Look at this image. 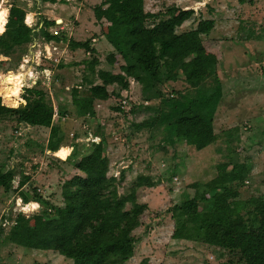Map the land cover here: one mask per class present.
Masks as SVG:
<instances>
[{
  "label": "trees",
  "instance_id": "obj_1",
  "mask_svg": "<svg viewBox=\"0 0 264 264\" xmlns=\"http://www.w3.org/2000/svg\"><path fill=\"white\" fill-rule=\"evenodd\" d=\"M40 1L56 4L59 0ZM93 12L101 34L114 49L106 61L111 67L120 66V73L98 69L100 61L91 41L71 40V49H84L92 55V60L82 63L88 71L82 80L84 85L76 86L72 92L78 115L95 118L96 102L120 100L112 108L114 111L126 113L128 105V114L140 110L153 114L132 123L135 132L162 131L164 143L174 147L182 142L197 152L215 144L220 138L215 131V114L223 98L218 68L224 41L210 37L215 21L203 18L202 5H173L165 12L150 13L145 11V0H102ZM195 15L196 27L179 34L177 29ZM0 22V54L6 56L41 39L64 41L47 30L56 25L55 21L40 17L32 27L34 15L15 3L11 4L7 19ZM129 79L140 84L142 105L136 106L123 97L122 92L130 89ZM98 80L101 83H96ZM209 80L216 85L206 88ZM179 81L190 89L173 90L171 98L165 95L163 87ZM13 89L0 86V121L10 119L18 125L50 129L48 150L57 152L65 136L55 125L58 115L45 90L22 86L14 96ZM156 101L159 105L152 106ZM94 136L102 141L93 143L89 154L74 163L78 173L63 185V206L51 203L34 186L32 191L26 190L31 179L21 177L15 167L0 170V189L9 196L18 193L24 205L33 202L42 206L35 214L20 212L15 219L12 206L9 207L0 220V246L9 243L52 251L73 264H127L136 255L140 238L135 232L144 226L143 217L149 210L148 204L138 202V191L154 188L158 183L152 177L139 175L127 195L120 197L117 187L125 175L121 179L109 176L107 135L99 127ZM247 159L218 165V174L207 185V191L200 194L197 190L193 197L172 208V239L201 242L213 254L218 252V258L226 259L227 264H264V193L247 201L240 193L251 174ZM192 187L198 189L197 184ZM8 226L11 229L5 235ZM140 264H149V260Z\"/></svg>",
  "mask_w": 264,
  "mask_h": 264
},
{
  "label": "rangeland",
  "instance_id": "obj_2",
  "mask_svg": "<svg viewBox=\"0 0 264 264\" xmlns=\"http://www.w3.org/2000/svg\"><path fill=\"white\" fill-rule=\"evenodd\" d=\"M101 2L59 0L56 4H43L40 0H0L1 21L7 19L9 8L15 3L34 15L32 27L37 25L40 17L55 21L56 25L47 30L64 39L62 42L41 39L33 43L35 48L34 45H25L9 56L0 54V86H13V95L17 96L21 84L30 79L31 72L38 65L49 68V72L36 75L40 83L35 87L45 90L55 111L60 113L59 105L62 104V112L69 114L66 117L59 115L55 121V125L61 131L63 129L65 140L61 150L54 153L47 150L50 129L32 127L30 132H24L22 125L10 119L0 121V170L14 166L21 177L24 172H30L35 180L25 189L32 191L34 186L51 203L63 206V185L78 173L75 172L74 163L89 154L94 143L90 136H94L100 127L107 135L109 176L119 179L120 172L125 171V180L117 187L120 197L127 195L139 175L152 177L158 183L154 188L138 191V202L148 204L149 210L143 217L144 226L135 232V236L140 238L136 244V255L127 264H140L144 259H148L149 264H227L226 259L218 258V252L213 254L201 242L172 239L174 221L170 211L183 200L193 197L195 191L198 190L200 194L207 191V185L218 174L217 166L230 161L250 159L248 166L251 174L240 188L244 201L264 193V0H244V3L240 0H145V11L150 13L165 12L173 5L179 8L202 5L203 18L215 21L210 37L224 41L223 58L218 68L223 98L215 114V131L220 138L200 152L182 142L174 147L164 143L162 131L135 132L131 124L142 122L153 114L145 110L128 114V105L126 113H115L112 108L118 106L120 100L96 103L95 118L79 116L78 110L72 106L73 89L84 85L82 80L88 73L82 63L92 60V55L84 49H71V40L82 43L91 41V48L96 51L95 57L100 61L98 69L120 73V66L111 67L106 61L114 49L101 34L94 16L93 9ZM197 20L198 16L195 15L177 32L181 34L194 29ZM44 42L47 45L42 44ZM27 50L37 52V60L32 56L33 62L36 61L32 65L26 62L30 60L28 57L25 59ZM43 51L48 58L40 61ZM45 76L46 84H43ZM129 82L130 89L122 92L123 97L137 103L134 104L136 106L142 105L140 84L132 79ZM96 83L101 82L98 80ZM215 85L213 80H209L205 87ZM188 89L183 81L168 83L163 87L165 95L170 98L173 90L185 92ZM112 90L113 87L110 88ZM151 105L158 106L159 102ZM17 131L21 133L18 135ZM73 156L75 158L72 159ZM63 161L64 165H59ZM50 163L53 164L50 166ZM19 181L20 177L14 181L15 188ZM194 184L198 185V189L192 187ZM22 204L18 193L9 196L0 189V220L11 206L13 219L17 217L18 210L29 214L42 209L41 205L30 202L22 210ZM130 208L128 204L127 209ZM10 229L11 226L6 228L5 235L9 234ZM36 263L73 264L52 251L1 244L0 264Z\"/></svg>",
  "mask_w": 264,
  "mask_h": 264
},
{
  "label": "built area",
  "instance_id": "obj_3",
  "mask_svg": "<svg viewBox=\"0 0 264 264\" xmlns=\"http://www.w3.org/2000/svg\"><path fill=\"white\" fill-rule=\"evenodd\" d=\"M42 44H44V45H47V42H44V43H42ZM31 47L33 46L34 48L36 47V45L35 44H33V43H31V44H29ZM39 46V45H38ZM37 53V52H36ZM36 53L35 52H33V50H27V53H26V55H25V59L28 57L30 60L29 61H26V62H29V64L30 65H32L33 63H35L36 61H34L33 62V59H32V56H34V59H36L37 60V58L35 57L36 56ZM48 57H47V54L43 51L42 53H41V55H40V61L42 60V59H47ZM25 62V61H24ZM33 67V66H32ZM31 67V68H32ZM50 71V69L49 68H41V65H38V67L35 69V71H32L31 72V76H30V79H28V81L27 82H23V84H21V87L22 86H24V87H27V88H35V86L37 85V84H39L40 83V81L38 80V78L36 77V75H38V76H40V75H42L43 73H44V71ZM48 71V72H49ZM47 76V75H46ZM45 76V81L43 82V84H46V79H47V77ZM28 85H31L30 87L28 86ZM43 86H45V85H43ZM123 104H125L126 105V101H123L122 102ZM148 104V103H147ZM90 137H92V140H93V142L94 143H100L102 140H101V138L99 137V136H90ZM27 205H29V204H27ZM27 205H24V203L21 205V207H20V209H22L23 210V208H26V206ZM16 208V207H15ZM14 208V209H15ZM18 208V207H17ZM40 209V208H39ZM16 212H18V213H22V211L21 210H18V211H16ZM36 212L35 211H32V213H27L26 214V212H25V214L27 215V216H30V215H32V214H35Z\"/></svg>",
  "mask_w": 264,
  "mask_h": 264
},
{
  "label": "crops",
  "instance_id": "obj_4",
  "mask_svg": "<svg viewBox=\"0 0 264 264\" xmlns=\"http://www.w3.org/2000/svg\"><path fill=\"white\" fill-rule=\"evenodd\" d=\"M96 103L98 104L99 102H96ZM71 104H72V101H71ZM97 104H96V106H97ZM72 106H74V105L72 104ZM59 108H60V113H59L58 111H55V114L58 115V116H59V115L62 116V113H63V112H62V104L59 105ZM75 108H76V107H75ZM76 109H77V108H76ZM95 111H96V107H95ZM115 113H119V114H120V112H117V111H116ZM63 114H64V115H63L62 117L69 116L68 113H63ZM96 115H97V113H96ZM62 117H61V119H62ZM87 118H89V117H87ZM22 126H23L22 129H24V132H27V131L30 132V131H31L32 126H30V125H25V124H23ZM34 128H40V129H43L44 127H34ZM47 129H48V128H47ZM62 131H63V129H62ZM63 132H64V131H63ZM20 133H21V132H20ZM20 133H17V134L19 135ZM62 149H63V148H62ZM47 150H48V149H47ZM60 150H61V148H60ZM60 150H59V151H60ZM50 152H51V151H50ZM51 153H52V152H51ZM64 162H65V161H63V164L60 163L59 165H64ZM52 164H53V163H50V166H51ZM50 166H49V167H50ZM13 167H14V166H13ZM5 170H7V169L4 168V170H2V171H5ZM54 171H55V170H54ZM57 172H59V169H57ZM75 172H77V171L75 170ZM123 174L125 175V171H121V172H120V177H119L120 179H121V176H122ZM24 175L27 176V177H29V178L31 179L30 182H33V181L35 180V179H34V176L32 177V175H31L30 172H24ZM30 176H31L32 178H31ZM19 177H20V175L17 176V178H19ZM30 182H29V183H30ZM27 186H28V185H27ZM36 204H37V203H36ZM172 235H173V234H171V238H172ZM177 241H180V240H177Z\"/></svg>",
  "mask_w": 264,
  "mask_h": 264
}]
</instances>
